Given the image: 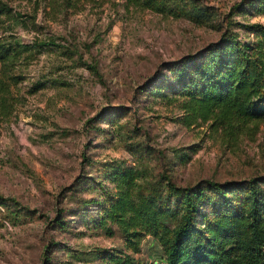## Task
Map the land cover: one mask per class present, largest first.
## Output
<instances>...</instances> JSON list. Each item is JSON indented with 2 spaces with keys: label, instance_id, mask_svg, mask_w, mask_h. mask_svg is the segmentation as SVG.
I'll list each match as a JSON object with an SVG mask.
<instances>
[{
  "label": "rangeland",
  "instance_id": "rangeland-1",
  "mask_svg": "<svg viewBox=\"0 0 264 264\" xmlns=\"http://www.w3.org/2000/svg\"><path fill=\"white\" fill-rule=\"evenodd\" d=\"M161 1V11L125 0L7 1L0 34L28 46L10 115L0 119V264L159 261L151 235L136 250L116 225L100 224L119 166L170 208L176 197L164 178L231 181L239 205L245 181L264 176V121L230 137L206 122L185 124L180 105L191 89L180 76L217 60L222 33L253 39L246 25L264 24V1Z\"/></svg>",
  "mask_w": 264,
  "mask_h": 264
},
{
  "label": "trees",
  "instance_id": "trees-1",
  "mask_svg": "<svg viewBox=\"0 0 264 264\" xmlns=\"http://www.w3.org/2000/svg\"><path fill=\"white\" fill-rule=\"evenodd\" d=\"M7 1L0 0V13L10 8ZM125 2L156 11L163 5L161 0ZM192 11L195 17L210 18L200 8ZM246 26L252 28L253 39L240 42L234 34L222 33L213 48L217 60L199 63L192 76H180L183 87L191 85L180 103L185 124L199 120L234 137L252 133L264 121V24ZM26 46L0 34V119L13 107V90L21 81L19 59ZM112 181L98 219L107 232L116 225L129 247L137 250L149 234L161 247L162 264H264V176L245 181L239 205L232 201L238 186L231 181L175 186L164 178L166 192L176 197L174 202L168 199L174 203L171 208L167 200L156 201L131 166L117 167ZM203 202L211 207L208 212L200 210ZM120 259L116 263L125 264L128 257Z\"/></svg>",
  "mask_w": 264,
  "mask_h": 264
},
{
  "label": "built area",
  "instance_id": "built-area-1",
  "mask_svg": "<svg viewBox=\"0 0 264 264\" xmlns=\"http://www.w3.org/2000/svg\"><path fill=\"white\" fill-rule=\"evenodd\" d=\"M154 264H162L160 261H156L154 262Z\"/></svg>",
  "mask_w": 264,
  "mask_h": 264
}]
</instances>
